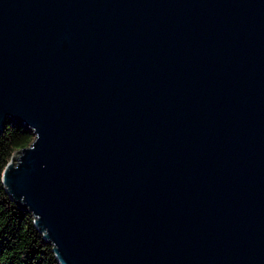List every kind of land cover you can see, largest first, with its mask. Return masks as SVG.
<instances>
[{
  "label": "water",
  "instance_id": "obj_1",
  "mask_svg": "<svg viewBox=\"0 0 264 264\" xmlns=\"http://www.w3.org/2000/svg\"><path fill=\"white\" fill-rule=\"evenodd\" d=\"M10 122L60 264H264V0H0Z\"/></svg>",
  "mask_w": 264,
  "mask_h": 264
},
{
  "label": "trees",
  "instance_id": "obj_2",
  "mask_svg": "<svg viewBox=\"0 0 264 264\" xmlns=\"http://www.w3.org/2000/svg\"><path fill=\"white\" fill-rule=\"evenodd\" d=\"M34 138L31 129L16 122L0 133V264H60L32 212L3 183V171L14 153L30 146Z\"/></svg>",
  "mask_w": 264,
  "mask_h": 264
},
{
  "label": "rangeland",
  "instance_id": "obj_3",
  "mask_svg": "<svg viewBox=\"0 0 264 264\" xmlns=\"http://www.w3.org/2000/svg\"><path fill=\"white\" fill-rule=\"evenodd\" d=\"M15 154V153H14Z\"/></svg>",
  "mask_w": 264,
  "mask_h": 264
}]
</instances>
